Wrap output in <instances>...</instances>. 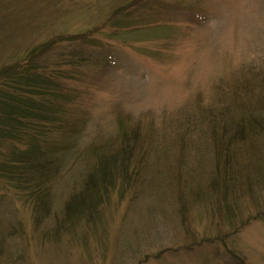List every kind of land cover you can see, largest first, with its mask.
Masks as SVG:
<instances>
[{
	"label": "rangeland",
	"instance_id": "1",
	"mask_svg": "<svg viewBox=\"0 0 264 264\" xmlns=\"http://www.w3.org/2000/svg\"><path fill=\"white\" fill-rule=\"evenodd\" d=\"M49 43L47 120L70 133L45 137L42 197L2 171L29 139H0V264H264V123L230 141L264 119V0H0V68ZM122 141L127 169L66 226Z\"/></svg>",
	"mask_w": 264,
	"mask_h": 264
},
{
	"label": "trees",
	"instance_id": "2",
	"mask_svg": "<svg viewBox=\"0 0 264 264\" xmlns=\"http://www.w3.org/2000/svg\"><path fill=\"white\" fill-rule=\"evenodd\" d=\"M60 37L62 39L63 35L56 40ZM49 45L51 44L35 47V51L27 52L21 61L16 60L12 66L3 65L0 68V139L2 142L14 140L20 142L22 138L24 140L28 138L30 141L24 151H16L17 146L12 145L13 148L7 153L10 160L2 165V171L18 184L36 182L37 188L34 192L40 197L44 193L39 187L42 186L43 179L48 173L55 148L45 146V137L48 134L63 136L66 132L70 133L68 130L71 128L70 125L64 128L60 124L52 127L54 120H47L50 116L48 109L52 107L50 97L58 93L54 92L58 86L55 84L53 87L52 81L46 80L42 73H38L36 59L45 54ZM240 111L243 112L242 109ZM222 112L224 115L229 112L228 104L224 106ZM234 116L235 114L229 122L236 121ZM240 118L243 119L235 122L236 130L233 131L242 132L235 134L234 136L237 137L230 138V141H241L246 135L252 138L254 131H257L254 123H260V128L264 123V119L252 122L243 115ZM242 123H245V126L242 127ZM126 144L122 141L118 147L112 144L101 146L95 162L87 170V175L83 176L81 185L72 191L65 202L62 220L65 224L67 222L66 226L74 225L82 218L90 221L94 217L98 199L107 193L108 186L115 181L114 170L127 169L129 158L125 152ZM61 147L62 145H57L56 151Z\"/></svg>",
	"mask_w": 264,
	"mask_h": 264
}]
</instances>
